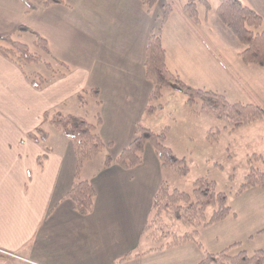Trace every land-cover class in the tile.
<instances>
[{
	"label": "crops",
	"instance_id": "crops-1",
	"mask_svg": "<svg viewBox=\"0 0 264 264\" xmlns=\"http://www.w3.org/2000/svg\"><path fill=\"white\" fill-rule=\"evenodd\" d=\"M29 1L32 8L22 0H0V37L21 41L27 33H38L47 41L50 66L32 71L49 78L59 65L55 59L66 68L35 88L28 66L39 62L21 67L0 52V264H193L204 251L216 252L236 241L248 251L264 249V188L249 186L252 191L241 203L229 204L231 212L201 228L195 240L148 250L141 229L154 192L167 181L165 167L149 143L141 163L132 168L103 165L105 155L115 157L132 140L137 124L162 130L160 111H145L152 84L143 63L147 38L166 5L171 11L161 41L167 67L186 83L204 87L211 73L208 38L215 27L237 50L217 60L215 80L228 83L237 98L258 102L233 101L264 103V67L240 60L242 45L228 36L216 13L210 18V9L197 2L194 21L183 10L186 0H157L150 8L141 0ZM241 1L264 23V0ZM218 82L214 90L227 97L229 87L222 89ZM54 110L91 122L99 116L97 132L110 142L83 163L77 177L70 139L43 120L45 112ZM38 126L48 133L44 143L27 136ZM77 178L90 181L95 190L85 215L64 197ZM127 253L136 255L121 259Z\"/></svg>",
	"mask_w": 264,
	"mask_h": 264
},
{
	"label": "trees",
	"instance_id": "trees-1",
	"mask_svg": "<svg viewBox=\"0 0 264 264\" xmlns=\"http://www.w3.org/2000/svg\"><path fill=\"white\" fill-rule=\"evenodd\" d=\"M22 1L29 8L34 6L29 0ZM63 1L43 0V3L50 4ZM156 1L141 0L147 8L152 7ZM197 2H201L206 11L210 9L207 0H186L183 10L194 21L197 20ZM170 11V5H166L160 16L158 27L150 32L146 41L143 65L145 77L151 82L152 90L145 111L153 113L161 108L162 104L159 99L162 96V89L173 87L186 95L189 106L199 102L202 110L211 112L216 117L223 119L232 128L243 126L264 117V103L231 102L222 92L194 87L186 83L176 72L167 67L165 49L161 41V27ZM215 13L221 23L231 31L242 45L241 50L238 52L240 60L245 64L264 67V23L261 15L241 0H219L215 7ZM20 29L27 30L29 28L20 26ZM33 34L35 37L33 43L42 52L32 51L26 43L10 35L0 37V52L17 62L21 67L29 62L44 61L43 54L49 55L47 41L40 34L35 32ZM55 60L63 68H66L64 62ZM45 63L47 66L49 65L48 61H45ZM55 70L52 71L49 78L54 76V73L57 72ZM27 77L35 88H41L49 81L48 77H43L37 72H32ZM43 120L48 121L70 139L76 159V177L85 161L93 159L110 145V142H104L97 132V125L100 123L99 116L95 122H91L84 116L54 110L45 112ZM27 136L44 143L48 133L38 126L34 131L29 132ZM164 140L163 130L157 132L137 124L132 140L115 157L105 155L103 165L109 166L115 163L121 168H132L141 163L145 144L149 143L163 167H169L179 175L186 174L188 168L185 157L177 156L164 143ZM44 157V154L38 157L39 164H42ZM256 157L264 161L260 154ZM249 186L264 188V171L262 169L251 166L241 184V187ZM64 197L72 201L75 210L79 214L85 215L92 209L95 190L90 181L77 178ZM208 206H212L213 210L207 216L205 210ZM230 211L231 207L227 203V194L216 189L213 179L204 176L197 177L193 181L191 192L170 187L168 181L162 180L153 194L149 215L141 229V235L157 243L172 235L167 234V225L162 223L161 217L165 215L175 218L191 228L187 232L173 234L171 244L194 240L201 228L224 218ZM152 224L156 226L152 227ZM239 246L240 242L236 241L216 252L205 251L204 255L193 264H264V249L256 248L248 251ZM162 247L164 246L154 245L148 250H156ZM134 255L136 254L127 253L121 259H129Z\"/></svg>",
	"mask_w": 264,
	"mask_h": 264
},
{
	"label": "rangeland",
	"instance_id": "rangeland-1",
	"mask_svg": "<svg viewBox=\"0 0 264 264\" xmlns=\"http://www.w3.org/2000/svg\"><path fill=\"white\" fill-rule=\"evenodd\" d=\"M208 1L211 3L209 13L210 18H212L213 14H215L218 0ZM223 27L228 36H231L238 43L231 31L227 27ZM220 33L217 34L216 28L211 27L208 38L211 65V73L209 72L210 81H206L203 84L205 86L201 88L214 90L218 82L214 78V67L217 64V60L226 58L224 52H228V54L237 52L235 46L230 44V40L226 39L224 41ZM34 39L33 33H27L21 38V41L28 44L32 51L42 52L39 47L34 45ZM43 58L44 62L41 60L35 66H28L29 71L42 72L45 68V59L50 60L51 56L43 54ZM54 69H56V73H61L64 68L62 65H54ZM219 85L222 89L224 86L229 87L227 90L229 94L226 98L231 102L240 99L241 101L258 102L257 98H237L234 96L231 86H228L229 84L226 82H221ZM186 99L187 97L183 92L173 87L163 88L162 96L159 99L162 107L158 109L160 111L158 115L160 116L159 120H161L162 130L165 135L164 143L172 147L180 157H185V163L188 168L186 174L179 175L173 169L165 167V179H167L170 187H178L177 189L187 192H191L193 181L197 177L204 176L213 179L216 189L227 194V203L233 207L239 205L242 196L252 191V188L241 187L251 166L264 171L263 159L256 157V155L262 154L263 156H261L264 158V119L253 123L249 122L251 123L250 125H247V123L243 126L232 128L223 119L216 117L211 112L202 110L199 102L189 106ZM212 210L213 207L208 206L205 214L207 216L210 215ZM161 218L162 223L167 225V234H181L191 229L188 225L175 218L165 215ZM154 225L152 224V227L156 226ZM172 235L163 238L158 243L153 242L150 238H145L144 245L148 249L154 247V245H163L164 247L177 245L171 244ZM260 239L264 240V236ZM254 242L256 241L252 243ZM204 253L205 251L203 255Z\"/></svg>",
	"mask_w": 264,
	"mask_h": 264
}]
</instances>
